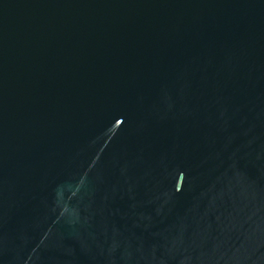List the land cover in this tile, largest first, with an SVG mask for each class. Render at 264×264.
<instances>
[{
    "label": "water",
    "instance_id": "water-1",
    "mask_svg": "<svg viewBox=\"0 0 264 264\" xmlns=\"http://www.w3.org/2000/svg\"><path fill=\"white\" fill-rule=\"evenodd\" d=\"M0 264H264V0H0Z\"/></svg>",
    "mask_w": 264,
    "mask_h": 264
}]
</instances>
